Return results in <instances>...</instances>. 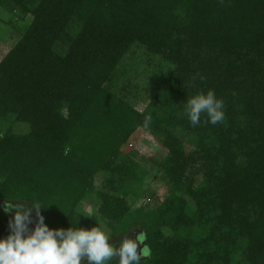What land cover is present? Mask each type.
Here are the masks:
<instances>
[{
  "label": "trees",
  "instance_id": "obj_1",
  "mask_svg": "<svg viewBox=\"0 0 264 264\" xmlns=\"http://www.w3.org/2000/svg\"><path fill=\"white\" fill-rule=\"evenodd\" d=\"M0 11L30 17L0 18L18 34L0 58V236L3 204L30 200L51 228L146 232L141 264H264V0H0ZM208 90L225 120L192 126L184 105ZM139 127L166 149L152 174L123 150ZM156 179L165 195L139 203ZM86 199L96 213L79 216Z\"/></svg>",
  "mask_w": 264,
  "mask_h": 264
},
{
  "label": "clouds",
  "instance_id": "obj_2",
  "mask_svg": "<svg viewBox=\"0 0 264 264\" xmlns=\"http://www.w3.org/2000/svg\"><path fill=\"white\" fill-rule=\"evenodd\" d=\"M224 108V100L208 90L189 97L184 114L192 126L199 125L202 116L205 123L217 125L225 120ZM150 121V116L145 118L146 125ZM13 201L17 202L8 201L2 206L9 219L7 234L0 236V264H109L111 261L141 264L142 257L151 256L150 247L144 243L147 241L144 231L135 239L125 237L119 246H114L109 243L112 236L97 226L86 229L77 227L76 222L68 228H51L41 214L42 206L46 205L30 200ZM24 201H30L31 206Z\"/></svg>",
  "mask_w": 264,
  "mask_h": 264
},
{
  "label": "rangeland",
  "instance_id": "obj_3",
  "mask_svg": "<svg viewBox=\"0 0 264 264\" xmlns=\"http://www.w3.org/2000/svg\"><path fill=\"white\" fill-rule=\"evenodd\" d=\"M0 18H2L3 20H11L14 24H17L19 26H22L23 24H28L30 20L29 16H27L26 19H21L17 14L9 16L6 12L2 11H0ZM17 38L18 34L16 31H13L9 28L8 25H5L0 22V58L13 45ZM145 87L148 92L144 93V91H142V94L140 96H144L146 100L152 95L154 87L153 84L150 82L145 83ZM140 100L136 105V108L138 110H142L147 103V101L142 102ZM123 150L124 152L134 153L136 157L142 161L143 165L145 166V169L151 172V174L153 173L156 166L166 155V149L163 148L153 136H151L148 132H146L145 129L141 127L137 128L135 132L130 136ZM102 177V174H99L97 176V187L99 186ZM165 193V185L159 179H156L154 181L151 180L149 181V184L143 192L139 203L145 204L150 202V199L152 200L154 198L152 194L161 199L165 195ZM97 207V201L94 199H86L81 203V210L91 215L96 213ZM102 230H105L108 234V231L106 229L102 228ZM140 232V230L133 232V238L135 239V237Z\"/></svg>",
  "mask_w": 264,
  "mask_h": 264
},
{
  "label": "flooded vegetation",
  "instance_id": "obj_4",
  "mask_svg": "<svg viewBox=\"0 0 264 264\" xmlns=\"http://www.w3.org/2000/svg\"><path fill=\"white\" fill-rule=\"evenodd\" d=\"M132 234H134V233H130V234L125 235L123 237H118V238L111 239V240H109V243L110 244H114L115 246H119V244L121 243L122 239H124L125 237L134 239ZM138 251H139V248H138Z\"/></svg>",
  "mask_w": 264,
  "mask_h": 264
},
{
  "label": "water",
  "instance_id": "obj_5",
  "mask_svg": "<svg viewBox=\"0 0 264 264\" xmlns=\"http://www.w3.org/2000/svg\"><path fill=\"white\" fill-rule=\"evenodd\" d=\"M112 245H114V244H112ZM115 246V245H114ZM118 259V258H117Z\"/></svg>",
  "mask_w": 264,
  "mask_h": 264
}]
</instances>
